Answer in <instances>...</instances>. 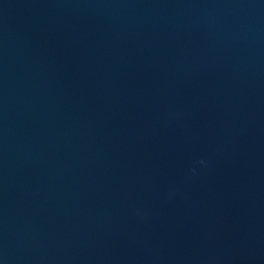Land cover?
<instances>
[{"label":"water","instance_id":"water-1","mask_svg":"<svg viewBox=\"0 0 264 264\" xmlns=\"http://www.w3.org/2000/svg\"><path fill=\"white\" fill-rule=\"evenodd\" d=\"M0 264H264V0H0Z\"/></svg>","mask_w":264,"mask_h":264}]
</instances>
